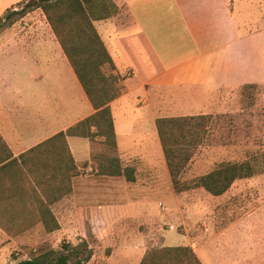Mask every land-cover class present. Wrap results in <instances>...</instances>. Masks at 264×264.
Returning a JSON list of instances; mask_svg holds the SVG:
<instances>
[{
    "label": "crops",
    "instance_id": "obj_1",
    "mask_svg": "<svg viewBox=\"0 0 264 264\" xmlns=\"http://www.w3.org/2000/svg\"><path fill=\"white\" fill-rule=\"evenodd\" d=\"M113 3L117 13L93 26L121 85L109 109L125 166L164 158L157 119L236 113L243 89L264 88V0ZM26 13L0 28V138L11 153L0 162V228L35 224L36 205L49 204L43 196L55 187L54 167L62 159L53 144L21 156L94 112L45 17ZM66 144L77 172L73 191L94 179H120L95 174L92 156L99 143L67 137ZM135 178L132 187L123 182L117 206L148 204L138 169ZM56 194L51 205L63 201ZM102 194L111 197V189Z\"/></svg>",
    "mask_w": 264,
    "mask_h": 264
},
{
    "label": "rangeland",
    "instance_id": "obj_2",
    "mask_svg": "<svg viewBox=\"0 0 264 264\" xmlns=\"http://www.w3.org/2000/svg\"><path fill=\"white\" fill-rule=\"evenodd\" d=\"M13 1L0 0V17L16 12L5 27L20 20L16 14L44 16L39 8L20 11L28 0ZM237 4L235 19L240 13ZM102 72L118 78L109 65H104ZM118 85L121 88L119 80ZM241 104L236 113L213 114L201 120L193 117L183 135L170 136L179 155L175 157L180 166L176 185H172L163 155L152 164H128L138 169L139 183L147 187L146 207L116 205L125 182L122 177L113 183L94 179L85 190L76 184L73 191L70 182L59 205H51L55 195L45 194L50 202L36 205L34 218L30 217L35 224L0 228V233L7 234L0 236V264H17L41 252H56L62 244L73 246L81 241L92 250L86 264H139L151 249L177 246L191 248L200 264H264V88L243 89ZM100 141L92 140L100 144L96 153L119 157L117 147L111 152ZM243 161L253 166L255 175L236 181L222 196H211L196 185L218 164ZM125 186L133 184L125 182ZM109 189L111 197L102 194ZM110 201L113 204L107 206ZM44 206L57 225L53 231L41 222ZM26 215L18 213L19 217Z\"/></svg>",
    "mask_w": 264,
    "mask_h": 264
},
{
    "label": "trees",
    "instance_id": "obj_3",
    "mask_svg": "<svg viewBox=\"0 0 264 264\" xmlns=\"http://www.w3.org/2000/svg\"><path fill=\"white\" fill-rule=\"evenodd\" d=\"M39 8L49 24L57 42L59 43L70 67L80 83L94 112L67 128L63 132L43 142L35 149L23 154H31L36 149L54 145L55 153L62 161L54 167L52 177L55 187L50 188V197L56 194L60 199L70 188L71 178L77 173L71 154L68 150L67 137H81L89 140L100 138V143L108 150L116 149L113 120L109 103L120 94L118 78L114 75L106 77L102 72L104 65L113 69L111 59L99 37L93 21L106 20L113 17L118 9L113 0H28L20 11L26 8ZM16 12H6L0 17V28ZM204 116H200V120ZM193 117L161 118L155 121L158 138L168 169L172 185H176L180 166L175 162L176 150L173 149L177 132L183 135V129ZM188 134V133H187ZM187 146V144H185ZM11 153L0 138V162L9 158ZM187 159V158H184ZM95 174L97 176L122 177L126 183L135 182L133 166L122 165V161L115 155L95 153L92 156ZM57 169V170H56ZM255 170L246 161L240 163H220L211 171L201 176L196 185L212 196L225 193L236 180L250 178ZM63 185L65 189H62ZM40 219L48 231L57 229L54 217L44 206L40 210ZM49 221L52 224H49ZM92 256L88 243L81 241L76 245L62 244L56 252L51 250L41 252L17 264H86ZM139 264H200L193 251L187 246L164 247L145 252Z\"/></svg>",
    "mask_w": 264,
    "mask_h": 264
}]
</instances>
